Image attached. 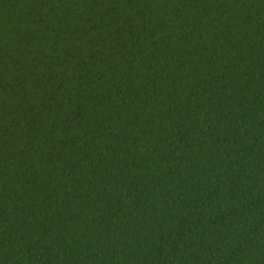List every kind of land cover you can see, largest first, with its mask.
<instances>
[{
    "label": "trees",
    "instance_id": "trees-1",
    "mask_svg": "<svg viewBox=\"0 0 264 264\" xmlns=\"http://www.w3.org/2000/svg\"><path fill=\"white\" fill-rule=\"evenodd\" d=\"M0 264H264V0H0Z\"/></svg>",
    "mask_w": 264,
    "mask_h": 264
}]
</instances>
